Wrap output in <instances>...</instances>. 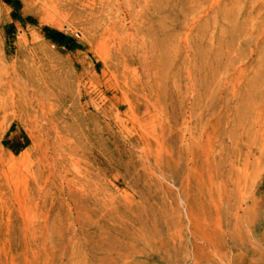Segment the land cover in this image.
I'll return each instance as SVG.
<instances>
[{"label": "rangeland", "instance_id": "rangeland-1", "mask_svg": "<svg viewBox=\"0 0 264 264\" xmlns=\"http://www.w3.org/2000/svg\"><path fill=\"white\" fill-rule=\"evenodd\" d=\"M245 198L264 0H0V264H264Z\"/></svg>", "mask_w": 264, "mask_h": 264}, {"label": "bare ground", "instance_id": "bare-ground-1", "mask_svg": "<svg viewBox=\"0 0 264 264\" xmlns=\"http://www.w3.org/2000/svg\"><path fill=\"white\" fill-rule=\"evenodd\" d=\"M247 184V183H246ZM249 186V185H248ZM250 187V186H249ZM240 189V188H239ZM246 189V188H245ZM249 190V189H247ZM249 192V191H248ZM240 194V192H239ZM238 194V195H239ZM243 195V194H242ZM252 196V195H250ZM243 198V197H241ZM237 202H239V199L237 200ZM250 200L249 198H245L244 200L240 201L236 207V211L232 214V219H233V233L236 232V235H234V239L230 241V244H234L237 239L238 240H242L241 244L243 243H247L245 245H250L252 246L253 248H256L257 249H262L264 250V247H262V245H264V232L261 233L260 237L255 239L253 234H252V229H253V224H254V220L252 217H254L255 215L257 216V214L253 215L252 216V212L254 211H251V204H250ZM237 204V203H236ZM235 204V206H236ZM261 207V206H260ZM228 215L231 216V214L228 213ZM227 220V219H226ZM254 238V240L251 238ZM235 241V242H234ZM239 242V241H238ZM229 244V246H230ZM240 245V244H239ZM241 246V245H240ZM231 251V250H230ZM249 251V250H247ZM255 251V250H254ZM258 251V250H257ZM255 251V253L257 252ZM242 252V251H240ZM259 253V251H258ZM237 255V253H235ZM244 254V253H242ZM241 254V255H242ZM234 255V254H233ZM264 255V254H262ZM231 257V256H230ZM239 257V256H238ZM262 257V256H261ZM237 258V257H235ZM254 258V257H253ZM252 258V260H253ZM230 259V258H228ZM239 259H241V256L239 257ZM227 260V259H226ZM235 261V260H234ZM242 261V260H241ZM224 263V262H223ZM230 263V262H229ZM256 263V262H255ZM231 264V263H230ZM258 264V262H257ZM260 264V263H259Z\"/></svg>", "mask_w": 264, "mask_h": 264}]
</instances>
